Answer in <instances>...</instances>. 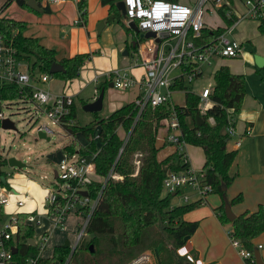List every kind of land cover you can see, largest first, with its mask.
Wrapping results in <instances>:
<instances>
[{
    "label": "trees",
    "instance_id": "1",
    "mask_svg": "<svg viewBox=\"0 0 264 264\" xmlns=\"http://www.w3.org/2000/svg\"><path fill=\"white\" fill-rule=\"evenodd\" d=\"M38 5L40 0H35ZM118 0H99L107 6L103 21L108 24L113 21L120 23L129 34L130 27L123 25L121 13L115 6ZM176 2L178 0H169ZM10 2L29 8L26 0H3L0 11ZM78 20L83 24L86 19V0H76ZM226 5L219 6L217 11L225 23L232 22L231 17L224 13ZM41 10L47 12V5H41ZM24 21L0 14V32L7 44L14 47L19 59L27 63V70L33 79L41 74H48L63 82L77 77L80 67L89 60L91 53H76L70 57H55V50L41 44L37 37L22 33ZM257 28L264 33V17L258 21ZM224 26L210 29L202 27L201 39H211ZM134 39L132 36L130 37ZM124 47L129 51L136 49L125 41ZM52 63L59 64L63 71L49 74L48 69ZM263 68L255 67V73L264 82ZM214 83L209 94L212 106L205 114H199L202 123L195 124L194 115L198 114V95L191 92L186 83L181 80L176 89L183 90V105H175L181 138L186 144L199 147L203 154L201 171L205 173L206 180L212 186V193L222 197V203L216 207V214L223 223L230 225L231 234L241 244L254 253L256 246L253 239L264 232V204H259L254 211H245L237 215L233 221H228L224 212L226 187L235 178L230 173L237 150L228 149V139L224 133L228 114L237 115L246 94L245 76L233 73L226 65L219 66L213 73ZM109 82L105 77L99 83L97 90ZM19 96L14 84L0 83V102L2 100H15ZM74 104L70 108V117L74 119ZM137 107L131 100L126 102L104 116L94 112L93 119L85 125H68L65 131L69 135L81 134L87 143L85 146L74 141L62 146V152L86 155L96 153L92 161L95 173L99 177L106 175L114 162L113 170L120 179L107 178L102 184L93 181L87 186L90 199L98 195V201L86 223L84 234L76 243L66 264H125L142 250L155 248L160 264H191L185 256L177 253V249L191 235L197 221H187L183 215L198 206L197 203L170 205V194H162L161 181L167 169L179 170L188 165L182 163L180 155L173 151L161 159H157L160 146L155 144V130L160 118L167 115L168 108L164 105L152 108L143 106L138 118L134 120ZM214 118V123L208 117ZM128 132V138L117 155L121 146L117 130ZM96 130L95 139L92 138ZM134 161H138L135 164ZM4 159L0 157V165ZM135 173V174H134ZM0 172V176H1ZM225 187V189H223ZM242 201L241 194L233 197L228 203L234 204ZM87 207H84V212ZM25 213H18L19 238H31L33 229L22 223ZM68 246L62 244L52 246L50 255L38 257L35 264L62 263L68 254ZM38 249L35 244H19L18 250L12 255L13 264H24L28 257H35ZM255 264V261H249Z\"/></svg>",
    "mask_w": 264,
    "mask_h": 264
},
{
    "label": "built area",
    "instance_id": "2",
    "mask_svg": "<svg viewBox=\"0 0 264 264\" xmlns=\"http://www.w3.org/2000/svg\"><path fill=\"white\" fill-rule=\"evenodd\" d=\"M207 3L213 5L221 18L217 8L225 4L224 13L232 18V22L229 24L224 22V29L211 39H201L200 30L207 26L203 22V13H205ZM123 4L124 24L128 26V23L132 21L136 27V30L130 28L129 35L136 41V49L133 53L138 62L134 66L139 67L141 73L134 76L126 70L119 69L113 70L106 77H109L111 87L116 90L136 88L132 101L137 111L133 121L138 118L146 104L152 108L161 105L168 108L167 115L158 121L155 141L160 140L162 144L172 146L173 150L180 155L181 162L187 163L185 154L187 144L181 138L174 110V106L178 104L172 101V94L176 91L183 93V90L176 89V85L181 79L186 84L191 83L202 73L203 65L214 63L215 67L219 59L237 58L242 50V42L232 36L231 31L242 19L260 21L264 17V0H241V3L238 0H190L185 3L180 0L176 2L123 0ZM216 27L217 25L209 28ZM145 31H153L154 35L149 37L138 35L139 32ZM51 78L48 74H41L33 79L27 70V63L18 58L14 47L5 42L0 32V83L16 85L19 96L15 100L30 103L35 114H44L50 124L58 125L65 130V126L74 124V119L69 116L73 98L72 95L62 92L51 93L45 87ZM212 85L203 86L198 91L189 88L191 92L198 95L199 100L196 105L198 115L205 114L212 106V100L209 97ZM10 101L12 100H2L0 106L10 104ZM234 117L228 114L227 125L223 131L228 140L235 138L234 145L239 147L242 138L251 134V128L246 126L243 131H238ZM3 118L0 111V120ZM208 121L213 124L214 118L210 116ZM35 129L36 132H43L48 139L52 133L46 123L37 125ZM127 138L128 132L124 133L116 158L122 151ZM95 154V152L86 155L79 154L77 151L61 152L57 167L53 170L55 176H53L54 181L47 193L45 214L55 217L51 226L59 229L62 228V222L68 214L76 217L75 235L71 241H68L67 257L62 263L56 262V264L67 263L76 243L83 236L88 218L98 201V195L93 199L88 197L87 186L93 181H99L102 184L107 178H121L113 170L114 162L106 175L100 177L101 179L98 178L92 161ZM134 163L138 164V161ZM161 187L164 193L180 197L183 204L191 202L198 205L205 204L207 197L212 193V186L207 182L205 173L201 169H192L189 165L179 170L167 169L162 178ZM80 191H85L86 195H81ZM24 199L25 196L16 199L13 203L21 206ZM8 204H10L9 192L0 187V264H13L12 255L17 252L19 244L29 243V240L33 241L32 237L25 239L17 236L18 213L4 217L2 209ZM84 207H87L85 212ZM39 222L40 216L36 217L32 213H25L22 220L24 225L32 229V224ZM226 232L240 258L247 264L249 261H255L254 253L232 236L231 229H227ZM48 238L47 230L39 233L38 240L33 241L38 253L35 257L26 258L24 264H35L38 257H45L42 252L46 248ZM12 248L16 249L15 253L11 252ZM257 248L260 249L261 245ZM125 264H159L158 254L152 251H142Z\"/></svg>",
    "mask_w": 264,
    "mask_h": 264
},
{
    "label": "crops",
    "instance_id": "3",
    "mask_svg": "<svg viewBox=\"0 0 264 264\" xmlns=\"http://www.w3.org/2000/svg\"><path fill=\"white\" fill-rule=\"evenodd\" d=\"M41 5H47L49 11L43 12L41 9L33 10L17 5V9L10 7L13 8L11 9L13 10V14L10 15V17L24 21L25 25L22 33L35 36L44 46L54 48L55 57L57 59L70 57L76 53H86V51L91 53L89 60L79 69L80 71L78 74L79 76H83L82 80L87 78L85 75L88 76L90 68L94 69V67H96L95 61L97 60V56L93 53H96L97 51L101 56L115 54V39L109 33L111 23L106 24L103 21L107 10L106 5L101 4L105 7V14H97L96 16V18L100 17L99 21L103 22L100 31H105L101 40L94 37V32L90 26L88 15L83 24L79 23L76 0H40L39 6L41 7ZM67 19L71 26L81 25V27L77 26L82 28L81 35H79L78 31L73 28L69 31L65 30L63 25L64 20ZM76 20H78V22H75ZM250 20L251 19L240 20L237 23L238 25L242 23L239 27L238 35L234 34L233 30L235 27L231 31V34L242 42V50L240 51V54L242 53L245 57L243 60L253 64L254 54L264 57V33L258 30V22L255 20L254 25L251 27L249 23L252 21ZM120 27L123 32L122 34L124 35L125 31L122 26ZM119 40L124 43L126 41L123 37ZM245 41H248L249 48H252L253 50L249 49L248 51L243 47ZM221 65L228 66L233 73H239L245 76L246 94L242 101L241 110L235 115L234 120L238 131H243L246 126L251 128V134L249 137L247 136V138H242L239 147L234 145V141L231 147H228L227 143L228 149L237 150L236 159L240 157V164L238 163L236 168H234L233 163L230 167V173L234 174L235 178L232 183L226 187L225 193L227 202L238 194H241V202L229 204L232 212L237 216L245 211H254L259 204H264V82L261 81L260 76L258 75V81L263 86L259 84L257 88H259L260 93H257L250 87V77L257 74L255 73V65H243V67H239L234 58L224 59L216 62L213 72ZM126 67L128 66L126 65ZM126 67L114 68L107 72L104 71L102 79L113 70H125ZM131 67L139 69V72L134 76L141 73L139 67ZM98 79L99 76L94 75L93 78H89L88 81H90L87 82L92 83L93 89L96 91H98L96 87V85H98ZM64 83L65 82L62 81V83L55 88L49 80L45 84V87L51 93L58 94L63 91ZM109 83L110 82H107L106 87H108ZM81 89L82 87H74L69 94L74 98V96L80 93ZM134 95L129 101L133 100ZM94 96L95 95L92 94L86 97L87 99L85 100V103L92 100ZM260 96L261 100L259 99ZM117 107V103H111V109L109 111H112ZM119 131L122 130L119 128L117 133ZM233 140H235V138H233ZM163 146H166L164 148L167 150L162 157H159L157 152V159H161L174 151L173 147L170 145L163 144ZM187 147L196 146L187 144L185 147V154L187 156L189 167L195 170L201 169L203 158L200 159L198 164H192V154L187 150ZM208 197L205 204L198 205L183 215V219L187 221H197V227L191 235L186 237L185 243L177 249V253L181 256H185L191 264H247L240 258L236 248L230 242V238L226 232L227 229H230V225L223 223L217 216L215 210L216 206L214 208L209 205ZM217 206H220V204ZM253 243L256 247L261 245L259 251L262 260L264 261V232L255 237Z\"/></svg>",
    "mask_w": 264,
    "mask_h": 264
},
{
    "label": "rangeland",
    "instance_id": "4",
    "mask_svg": "<svg viewBox=\"0 0 264 264\" xmlns=\"http://www.w3.org/2000/svg\"><path fill=\"white\" fill-rule=\"evenodd\" d=\"M2 1L3 0H0V4L2 3ZM238 1L241 3V0ZM180 2L185 3L190 2V0H180ZM10 7L17 9V4H15L14 2L9 3L0 11V14L7 16L12 15L13 10L11 9L13 8ZM85 8L86 16L88 15L90 26L92 27L94 32V37H97V39L101 40L104 36L105 31L97 32L96 27L99 23L100 17L96 18V16L97 14H105V7L102 6L98 0H86ZM250 21L252 22H250L249 25L252 27L255 21ZM203 22H205V24L209 27L224 24L223 19L217 14L211 3H207L205 5ZM122 23L124 25L123 20ZM241 24L242 23H240L239 25L236 24L233 30L235 35H238L239 27L241 26ZM63 26L66 31H69L73 28L78 31L79 35L82 34V28H79L81 27V25H77L79 27L71 26L68 19L64 20ZM120 26V23L113 21L111 22L109 30L110 35L115 39V54H106L104 56H101L96 51V53H93L95 56H97V60L95 61L96 67H94V69H89L88 76L85 75L87 78L82 80L83 76H79L78 74L77 77L70 81H66L63 85L64 88L62 93L65 94H69L72 91V88L74 89V87H82L80 93H78L73 98V107L75 113L74 124L85 125L93 119L94 112H87L82 109V105L87 99L86 97L94 94L95 90L93 89L92 83H87L90 81H88L89 78H93L94 75L99 76V79L97 81V84L99 85L104 71L107 72L114 68H121L124 66L126 67V65L128 67H126L125 70L129 74L136 75L139 72V69L134 66V64H136L138 60L133 51H129V54L125 56L121 54V51L124 48V42L120 41L119 39L123 37L125 38V40L130 41L131 38L125 30V34H122L123 32ZM243 47L249 51L250 48L248 41H245L243 43ZM250 50L253 49L251 48ZM224 59L231 58H222L219 60ZM234 59L236 60V63L239 65V67H243V65H254V63L250 64L248 61L243 60L245 59V57L242 55V53L240 54V56ZM131 66H134L135 68ZM213 70L214 63L211 65H203L202 73L191 83L187 84L188 87L194 91H198L203 86L213 84ZM262 74H264V71H262ZM257 76L258 74H254L250 77V87L253 89V91L260 93L259 88H257L260 84ZM50 82L53 84V86H55V88H57L62 83V81L53 77L50 79ZM98 85H96V87H98ZM105 89L106 90L103 92L102 98V108L98 112L99 116H104L110 112L109 110L111 109V103H117L119 107L120 105L128 102L136 93L135 87L124 89L122 91L116 90L112 87H106ZM98 91H96V94H94L95 96L97 95ZM259 99L261 100V96ZM172 101L178 105H183V93L181 91L174 92L172 94ZM0 111L2 112L4 118H8L13 123L14 127V129H3L0 127V157L4 159V163L0 165V171L2 173L0 176V187L9 192V201L11 202L7 206L3 207V215L4 217H10L16 213H32L36 217L40 216V222L38 224H32V239L34 242H36L41 231L47 230L49 232V238L46 243V248L42 252V254L46 257L50 255L52 246L62 244L65 240L71 241L73 236L75 235L74 222L76 220V217L73 214H68L66 216L65 220L62 222V228L60 229L51 226L55 217L45 214L47 193L52 186L51 183L54 181L53 170H55L57 167V161L60 158L63 145L69 143V141H74L76 144L85 146L87 140L78 132L73 135H69L60 126L50 124L49 120L45 117L44 114L34 113V108L30 103H23L18 100H12L10 101V104H2L0 106ZM45 123L52 130V133L49 135L48 140L44 138H38L36 135V126ZM118 135L120 139L123 140L124 132L119 131ZM95 137L96 130H94L92 134V138L95 139ZM233 141V138L231 140H228V147H231ZM155 144L156 146H160L158 156L162 157L167 150L166 148H164L166 146H163L162 142H160L159 140L155 141ZM187 150H189L192 154V164H198L200 159L203 158L202 151L199 147H187ZM8 157H14L20 160L21 162L26 164V167L15 168L8 166L6 163V159ZM238 163L240 164V157L237 158L234 162V168H236ZM162 194L164 195L166 193L162 191ZM23 196H25V199L23 200L22 205L16 206L13 202L16 199L22 198ZM221 200L222 197L217 193H211L208 197L209 205L214 208L215 206L218 207L217 205L222 203ZM169 201L170 205L183 204L182 200L178 196L170 195ZM142 251H152L157 254L155 248L145 249Z\"/></svg>",
    "mask_w": 264,
    "mask_h": 264
},
{
    "label": "water",
    "instance_id": "5",
    "mask_svg": "<svg viewBox=\"0 0 264 264\" xmlns=\"http://www.w3.org/2000/svg\"><path fill=\"white\" fill-rule=\"evenodd\" d=\"M26 5L33 10H40L41 9V7L38 5V3L35 0H26ZM115 6L119 9L121 16H123L124 15L123 0L116 1ZM102 25H103V22L99 21V23L96 27L97 32L100 31ZM128 26L130 28L136 30V27L132 21H130L128 23ZM138 35L143 36V37H149V36H153L154 33H153V31H145V32H139ZM155 40H157V39H155ZM134 44H135V40H133V39L130 40V45L134 46ZM121 54L123 56L127 55V48L126 47H124L122 49ZM253 60H254V65L257 68H262L264 66V57H262L261 55L254 54ZM62 71H63L62 67L57 63H52L48 69L49 74H54L56 72H62ZM108 87H111L110 83L108 84ZM103 91H104V89L100 88L97 95L92 100H90L89 102H86L82 105V109L84 111H87V112H99V110H101V105H102ZM194 120H195L196 125H199L202 123V119L198 114L194 115ZM0 127L3 129H14L13 123L8 118H3L0 120ZM36 133H37L36 135L38 138H44L46 140L48 139L44 135L43 132L38 131ZM6 163L10 167H15V168H25L26 167L25 163L21 162L20 160L14 158V157H8L6 159ZM53 176H55L54 171H53ZM223 189H225V187H223ZM79 193L83 196L86 195L85 191H80ZM224 212H225L226 218L230 222L233 221V219L236 217V215H234V213L232 212L228 202H225V204H224ZM29 243L33 244V241L29 240ZM62 246H64V247L68 246V241L65 240L62 243ZM15 251H16L15 248L11 249L12 253H15ZM254 260H255V264H264V261L262 260V257L260 255V251L257 247L254 248Z\"/></svg>",
    "mask_w": 264,
    "mask_h": 264
}]
</instances>
